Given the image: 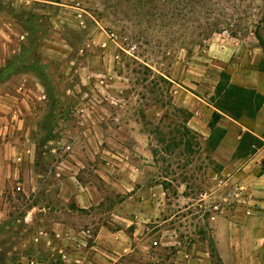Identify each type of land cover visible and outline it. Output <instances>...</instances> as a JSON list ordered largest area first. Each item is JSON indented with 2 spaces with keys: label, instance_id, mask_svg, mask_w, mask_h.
Masks as SVG:
<instances>
[{
  "label": "rangeland",
  "instance_id": "rangeland-1",
  "mask_svg": "<svg viewBox=\"0 0 264 264\" xmlns=\"http://www.w3.org/2000/svg\"><path fill=\"white\" fill-rule=\"evenodd\" d=\"M255 31L264 40V0H0V264H89L76 255L89 256L92 237L74 246L56 234V219L93 233L96 214L115 228L111 166L123 156L148 159L164 215L188 248L206 253L202 264H225L213 217L264 209V158L225 169L228 149H205L207 102L217 62L237 41L250 50L242 73L256 70ZM28 70L46 90L33 75L22 83ZM183 125L196 133L189 149ZM80 186L97 204L78 208ZM238 250L264 254V240ZM175 255L170 263L181 264Z\"/></svg>",
  "mask_w": 264,
  "mask_h": 264
},
{
  "label": "crops",
  "instance_id": "crops-1",
  "mask_svg": "<svg viewBox=\"0 0 264 264\" xmlns=\"http://www.w3.org/2000/svg\"><path fill=\"white\" fill-rule=\"evenodd\" d=\"M243 48L237 41L236 46L231 50V52H234V54L232 53L233 56L228 55L223 61L217 62L219 68L216 73V81L220 71L225 70L230 75L231 82L255 88L264 94L263 71L256 68V70H249L251 71L250 74L242 73L247 71L244 65L247 62L246 56L250 52L249 48H246L245 53H243ZM259 48L260 45L253 47L258 55ZM216 51L225 53L226 46L218 44L216 45ZM250 63L254 64L255 58ZM233 68L235 71L232 70ZM239 71L241 72L240 74H238ZM253 71H255V75L252 74ZM22 75L24 78L23 84L27 82L30 75H33L34 83L46 90L44 82L33 70L23 72ZM25 75L26 77H24ZM197 98L204 102L201 98ZM207 104L209 103L207 102ZM197 113L198 111H194V115ZM221 119L227 120V124H222L226 129V133L214 153L222 149H228L229 156L221 159L225 164V169L231 168L237 162L246 158L251 160L257 157L264 158V145L250 156L232 158L240 133L248 129L247 121L245 119L235 120L227 115H224ZM251 122V131L264 141V104L256 118ZM193 128L195 130L199 129L197 125H193ZM117 158L119 161L115 160L113 164H116L118 168L111 166L113 170L111 182L116 186V193L119 195V200L112 211L114 216L112 220L116 224L115 228H109L99 222L96 214H94V216L90 217L91 226H96L93 233L90 232L89 227L82 231L73 230L74 226L72 224L56 219V234L61 238L68 234L70 244L74 246H81V244L83 245L87 242V237H92L87 247L89 256L76 255L81 258L78 260H85L89 264H153L156 261H160L163 264H172L170 262L175 254L182 259L181 264H202L206 253L200 251L196 252V254L200 255H196L191 248H188L189 242L183 240L177 227L169 224L173 215H164L166 214V206H168L164 200L165 191L159 182L148 181L149 175L145 168L151 166L147 163H142L143 161L147 162L148 159L146 161L142 159V162L139 163L129 160L127 156ZM99 172L101 178L108 177V174L106 175L103 170H99ZM236 176L237 174L234 173L229 179H233ZM86 189V187L80 186V191H75L74 194L77 206L80 209H88L93 204H97L95 202L97 193H91L86 191ZM232 212L236 214L237 211ZM251 212L258 213L260 219L256 220L255 216L250 215ZM241 215L244 217L241 221L236 220L235 215H232L231 211L228 217L221 214L213 217V220H215V233L217 238H219V242L216 243L219 257L225 264H253V260H256V264H262L263 253H254L252 250H238V243L242 244L248 239L264 240V209L257 211L248 209L242 211ZM66 230H72L74 233L69 232V234ZM227 238L229 239L230 247L227 246ZM239 247L242 248L241 245ZM158 249L164 250L169 254L175 250V254H170L169 256L158 254L155 251Z\"/></svg>",
  "mask_w": 264,
  "mask_h": 264
},
{
  "label": "trees",
  "instance_id": "trees-1",
  "mask_svg": "<svg viewBox=\"0 0 264 264\" xmlns=\"http://www.w3.org/2000/svg\"><path fill=\"white\" fill-rule=\"evenodd\" d=\"M254 35L262 51L257 69L264 72V40L256 31ZM208 101L213 109L207 122L209 134L205 138L206 150L214 151L224 137L226 129L220 124L224 115L235 120L245 119L247 121L248 129L240 133L232 158L250 156L264 145L262 138L255 135L248 126V121L251 122L256 118L264 104V94L255 88L231 82L230 75L225 70H221ZM180 134L183 138L185 137L184 144L189 149L190 142L196 133L187 125H183ZM263 171L262 167L259 175L263 174Z\"/></svg>",
  "mask_w": 264,
  "mask_h": 264
}]
</instances>
